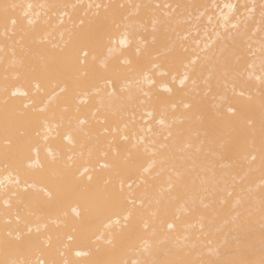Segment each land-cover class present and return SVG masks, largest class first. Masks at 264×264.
<instances>
[{"label": "bare ground", "instance_id": "6f19581e", "mask_svg": "<svg viewBox=\"0 0 264 264\" xmlns=\"http://www.w3.org/2000/svg\"><path fill=\"white\" fill-rule=\"evenodd\" d=\"M262 3L264 0H0V16L5 4L22 6L14 11L9 9L10 15L18 20L14 37L6 38L0 24V241L13 239L17 233L23 237L29 227L33 230V238L38 237L37 248L23 257L0 249V260L27 258L38 264L39 260L48 259L51 252L61 264L65 259L69 264H89L93 255L83 253L94 254L97 247L110 248L111 245L106 243L108 232L116 229V220L123 226V215H111L112 229L104 227L109 221L102 217L88 232L73 231V226L79 223L77 213L81 211L82 203L78 195L56 202L51 162L55 159L60 170L67 165L72 166V171L79 169L76 183L102 194L100 190L105 181L109 182V188L119 190L120 178L114 176L111 165L117 160L123 163L131 150L130 174L122 179L124 191L130 192L136 201L130 222L134 234L118 258L126 260L127 264L145 260L152 264H181L217 258L259 261L264 255L261 245L264 218L260 213L264 170L258 151L253 162L250 149L240 146L222 150L212 138L203 135L191 111L184 109L181 103L190 99L191 78L181 84L186 71L190 77L192 75L191 70L184 67V63H190L189 59L173 60L169 55L153 60L143 54L137 57L136 52L139 47L143 53L145 42L151 49L152 36L162 37L166 27L168 36L179 42L178 36L185 35L196 24L194 17L199 13L194 12L190 24L187 13L181 17L166 5H208L207 9H200L205 15L199 35L194 34L195 40L200 41L199 48L192 38L186 42L191 58L204 48L209 37L214 38V26L225 31L219 28L221 16H229L231 23L237 22V16L250 17L242 48L248 63L255 67L248 69L253 76L246 91L258 99L260 84L257 78L261 75L259 65L264 58L261 51L264 36L260 17ZM29 4L31 9L27 7ZM97 4H123L125 7L120 11L128 17L131 27L124 46L120 44L121 29L120 33H114V45L96 49L95 53L89 49L87 61L97 73L96 78H89L86 86H78L73 80L66 83L46 80L20 67L22 62L27 64L30 55L52 50L53 45L63 46L69 32L76 31L80 20L97 11ZM225 4H234L236 9L230 11ZM249 9L253 10L249 12ZM23 12H28V17H23ZM209 16L211 24L208 23ZM28 19L33 20L32 25L27 23ZM153 21L156 22L155 33ZM165 21H170V25ZM204 25L208 27L207 36ZM228 31H245V27L241 24L239 29H231L229 25ZM36 40L40 43H35ZM109 47L116 50L109 53ZM93 54L97 57L95 61ZM104 58H108L106 68L100 67L99 63ZM154 63L160 68L153 67ZM160 71L168 75L161 76ZM12 91L27 92V96L12 97ZM113 91L125 99L131 94L134 106L123 119L109 116L107 122L101 124L99 120L103 119L104 110L96 117L93 112L100 107L102 99L107 104V96ZM226 93L231 97L230 87ZM6 97L10 117L7 131L4 119ZM140 100L144 103L140 104ZM25 104H29V108L25 109ZM162 111L165 112L163 117ZM20 112L30 118L25 124L22 144L11 123ZM161 118L163 125L158 122ZM169 131L173 136L165 140ZM178 131L183 134L176 135ZM124 136L128 140L123 139ZM132 144L137 147L132 149ZM161 144L167 147L161 148ZM221 151H224L223 159L215 155ZM5 153L9 156L7 162ZM161 159H166L167 163L162 165ZM101 164L110 167L101 168ZM89 176L92 177L90 181ZM17 179L21 182L19 188ZM46 191L53 193L52 201L48 200ZM14 192L17 195H12ZM238 196L242 197L241 204L233 209ZM6 199L8 207H5ZM40 203H46V206L41 209ZM236 212L241 213L240 219L245 222L244 231L240 233L232 230ZM8 232L11 237L7 236ZM70 235L72 240L68 239ZM238 239L240 248L244 249L243 257L237 254ZM77 251L82 255L76 256ZM60 252L65 255L60 256Z\"/></svg>", "mask_w": 264, "mask_h": 264}, {"label": "snow or ice", "instance_id": "6c2138e0", "mask_svg": "<svg viewBox=\"0 0 264 264\" xmlns=\"http://www.w3.org/2000/svg\"><path fill=\"white\" fill-rule=\"evenodd\" d=\"M21 5L12 4L3 5L2 16H0V24L3 25L4 35L6 38L11 39L16 35L18 20L10 15L9 9L13 11L17 8H21ZM29 9L32 5L27 6ZM44 7V6H41ZM51 7H69L68 5H52ZM74 7V6H73ZM91 8L92 5H89ZM125 6L123 4H104L95 5L97 11L88 16L85 19H81L79 25L76 26L75 32H69L68 40H66L63 46L53 45L52 50L39 52L35 55H30L27 64L23 62L20 67L29 74H37L41 78L46 80H54L60 82H67L73 80L78 86H86L89 78H96L97 73L93 68L88 65L87 57L89 56V49L95 53L96 49H103L108 44L114 45L116 40L114 33H120V44L124 46L127 43V37L129 35L128 29L131 27L128 17L123 15L120 11ZM140 5H137L139 8ZM147 7V6H145ZM159 7V5H157ZM166 7H172L173 12L183 17L187 13L188 21L191 24V20L195 13L196 24L192 25L187 33L183 36H178V41L171 39L168 36V28H165V34L158 38L156 35L152 36L151 45L149 49L147 42L144 45V51L138 47L136 55L140 57L142 54L146 57H151L153 60L158 59L160 56L167 58L171 55L172 59L185 58L189 59L190 63H184L185 69L191 70V77L188 72H185L184 79L181 80L183 85L186 80L191 78L192 88L190 90L188 101H181L184 109L191 111L192 116L195 117L199 123L203 135L210 137L212 140L219 144L222 150L235 149L237 147H245L251 150V161H256L257 151L259 153V160L262 170H264V58L261 59L259 69L261 75L257 78L259 80L260 88L258 99L250 91H246L249 83L251 82L253 72H249L248 69H254L255 65L248 63L243 54L242 41L246 35L248 19L250 17H236V23H231L229 16L223 15L220 17L219 28L224 29V32L219 31L215 26L212 31L214 38L209 37L204 42V48L200 49V52L195 54V58H191L189 45L186 43L190 38L194 40L199 48L200 41L195 40V35H199L200 27L202 24V17L205 13L200 12L201 8H208V5L202 4H176L175 6L166 5ZM212 7H215L213 5ZM224 7L230 11L236 9L234 4H225ZM246 7V6H245ZM103 9V12L100 9ZM253 9H249L251 12ZM234 14V13H233ZM23 17H28V12L22 13ZM261 23L264 24V3L260 6ZM29 25L33 24L32 19H28ZM166 25H170V21L164 22ZM208 23H212L211 16L208 17ZM156 22L153 21V33H155ZM243 24L245 31H228L229 25L231 29H239ZM205 35H208L207 25L203 26ZM264 32V29H261ZM23 39V37H21ZM262 49L264 52V36H262ZM35 43H40L36 40ZM114 47H109V53L115 51ZM195 51V50H191ZM155 53V55H153ZM107 59L104 58L99 61L100 67H107ZM93 60H97L95 54H93ZM130 63V62H129ZM199 64V67H197ZM153 67L160 68L159 64H153ZM243 69V70H241ZM247 73V77L245 76ZM161 76L168 75L165 71H160ZM7 79V77H5ZM147 80V76H145ZM175 80V77H173ZM201 84L203 87H201ZM59 87V83H57ZM230 87L231 97L226 93ZM39 88V85H37ZM222 89L224 91H222ZM63 91V89H61ZM126 89H123L124 91ZM168 91H171L170 89ZM27 96V92L19 93L18 91H12L11 96L17 95ZM148 95V93H144ZM5 130L10 123L9 113L7 111L8 99L5 98ZM140 104L144 101L140 100ZM100 107L93 112V116L96 117L99 112L104 110V117L99 122L104 124L107 122L108 117L120 118L127 114L129 108L134 106L133 97L128 95L127 99L118 95L115 91L109 93L107 96V104L102 99ZM175 107V105H173ZM24 108H29V104H25ZM165 114L162 111L161 116ZM152 115V113H149ZM191 118V117H190ZM29 117L23 112L17 113L15 118L11 120V123L15 126L18 134L19 143H23L25 137V124L29 122ZM160 124H164V119L161 118L158 121ZM84 123L83 120L80 121ZM127 127V125H125ZM171 126H169L170 128ZM115 130V129H114ZM151 132V128L148 129ZM183 133L178 131L176 135H182ZM86 135H90L86 133ZM173 136V132L169 131L168 135L164 138L168 140ZM123 139L128 140L127 136ZM6 143H11L6 140ZM143 141L141 140V143ZM132 149L137 147L136 144H132ZM161 148L167 147L165 144L160 145ZM114 155H118L114 154ZM215 155L223 159L224 151L217 152ZM8 153H5V160L8 161ZM71 160V157H69ZM247 160V156H245ZM132 153L129 150L128 157L123 163L116 161L111 165L113 174L115 177L120 178V188L116 190L114 187L109 188L108 181L104 182L103 189L100 190L102 194H97V191L82 188L81 185L76 183V171H72V166L67 165L60 170L57 167V161L53 159L52 168V182L56 189L55 198L56 202H61L65 197L71 195H78L82 203V209L77 213L78 225L73 226V231L88 232L96 225V222L102 217H107L109 223L104 225L107 229H112L111 215H123L125 223L120 226V221L116 220L117 225L115 230L108 232V239L106 243L111 245L110 248L97 247L94 254L83 253L84 255H93V259L89 264H127L126 260L118 258L119 255L128 247L129 241L132 239L134 229L131 226V218L133 216L136 201L132 198V194L124 191V181L122 177L130 174V164L132 163ZM160 163L166 164V159H161ZM101 168L110 167L107 164H101ZM87 171V169H85ZM89 181L92 179L88 177ZM177 179H180V174L177 173ZM20 180H16V185L19 188ZM27 184V181H25ZM30 186V185H29ZM131 188V185L128 186ZM27 192V188L24 189ZM6 191V190H5ZM17 195V193H12ZM45 195L49 201L53 199V193L46 191ZM231 196L232 193L230 192ZM242 197H237L233 209L241 204ZM142 203V202H141ZM8 200H5V207H8ZM41 209L46 206V203H40L38 205ZM126 213V214H125ZM260 213L264 218V191L260 195ZM241 213L236 212V215L232 218V230L240 233L244 231L245 222L241 219ZM17 222H20V217L17 215ZM171 226V225H170ZM46 227V225H45ZM32 228L29 227L27 233L22 237L19 233L13 239H4L0 241V249H3L5 253L14 252L23 257L26 253H29L37 248L38 237L33 238ZM39 232V228H37ZM8 237H11V232L7 233ZM69 240L73 237L70 235ZM240 240H237V254L243 257L244 249L240 248ZM262 253H264V232L261 234ZM50 247V245H49ZM43 254V253H42ZM60 256H64V252L59 253ZM80 251L76 252V256H81ZM0 264H33L31 259H9L0 260ZM38 264H61V261L57 259L55 253H48V259H41ZM63 264H69V261L65 259ZM134 264H152L151 261H138ZM181 264H264V255L259 261L251 259L240 258L232 261H222L221 259H195L181 262Z\"/></svg>", "mask_w": 264, "mask_h": 264}]
</instances>
